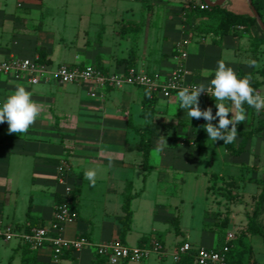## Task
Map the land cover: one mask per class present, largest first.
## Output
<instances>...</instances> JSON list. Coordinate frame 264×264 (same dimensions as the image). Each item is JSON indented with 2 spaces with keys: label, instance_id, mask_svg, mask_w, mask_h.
I'll return each instance as SVG.
<instances>
[{
  "label": "crops",
  "instance_id": "0c3cea01",
  "mask_svg": "<svg viewBox=\"0 0 264 264\" xmlns=\"http://www.w3.org/2000/svg\"><path fill=\"white\" fill-rule=\"evenodd\" d=\"M97 1L102 3L105 11L108 2L112 4L115 2V0ZM142 1L149 3V0ZM191 1L199 6L206 4L204 0H186L183 5L185 25L180 39L186 42L185 49L189 55L185 61L186 81L209 85L218 62L223 61L239 77L250 75L251 85L258 84L256 91L264 95V74L261 73L264 70V33L258 24L249 28L238 27L228 35L217 36L210 29L215 25L216 19L187 20L184 7ZM262 2L264 5V0ZM48 6L47 0H0V61L11 57H39L38 49L43 47L46 59L56 69L61 65H67L94 66L104 73H121L128 70H108V66L98 65L96 62L98 50L89 44L80 49L75 48L77 53L73 60L68 61L65 54L59 59L58 50L66 51L67 45L63 43L60 49H56L40 36L45 27ZM222 7L236 14L253 16L248 0H226ZM121 12H125L133 19L144 15L142 7L137 10L126 8ZM165 13V18L168 19L175 11L170 7L165 8ZM128 23L130 24H126L128 26L125 29L124 27L121 29L124 35H128L132 30L129 25L134 26V23L139 22ZM87 26L88 24L79 29L87 31ZM139 27L137 31L140 30ZM103 28L106 35L108 27L103 25ZM167 28L164 31L173 32L171 28ZM255 43L258 45L254 47ZM170 45L174 48L175 44ZM85 59L93 65L87 64ZM160 59L156 64L154 63L156 71L170 72L177 65L176 57L171 53L165 59ZM250 60H255L258 66L250 67L248 63ZM149 67L150 69L147 70L151 71H145L155 72L151 66ZM17 84L32 93V99L42 106V111L35 124L21 136L9 134L6 122L0 124V222L18 230L49 226L64 192V186L58 181L59 172L61 168L67 166L68 184L73 188L79 187L77 208L73 210L75 221L68 224L63 233L67 239L86 237L95 244L120 240L127 246H149L153 240H158L165 247L166 254L163 257L152 255L139 262L121 264H166L169 257L173 256L175 250L184 242H189L194 247L214 249L216 234L204 229V225L215 223V219L212 223L207 216L211 211L222 213V218L225 214L228 215L229 233H236L238 236L246 230L247 216L255 209L264 181V128L260 130L264 127V111L257 114L254 109L244 105L247 119L237 124L236 142H241V133L253 131L254 135L248 140L247 151L235 158L224 148L226 155L223 156L222 171L203 173L208 180L212 174L226 179L237 178L239 181L233 186L234 199H228L221 191L213 197H211L212 192L207 193L210 203L214 197L216 198V209H210L209 206L205 208L196 226L197 229L195 230L191 225L193 228L191 230L183 227L182 206L185 204L183 199L174 198L173 201L162 202L158 198L159 194L147 196L148 182L152 173L160 167L175 170L177 157L162 158V164L152 165L153 169L149 173L143 168V157L137 148L139 138L129 125L130 121L136 129L140 125L137 108L143 107V90L136 91L131 89V86H127L120 91H110L105 95V102L101 103L94 101L87 92L74 86L78 83L65 87L66 84L50 79L34 85L25 77L17 79L0 74V104L14 91ZM150 99L153 110L149 109L151 112L146 115L151 117V122L160 125L161 132L168 125L174 131L183 126L186 130L196 132L194 126L204 124L201 119L190 120L184 110L183 113L179 112V115L182 113L185 116L182 119H177L173 116L174 113H170L171 104H180L177 94L169 99L163 96L150 97ZM199 100H205L215 115L217 109L214 98L208 96ZM201 105L199 103L200 108L204 110ZM130 106L135 107L129 109ZM86 113L90 116L88 121L87 118L85 120L83 118ZM231 116L232 114L229 113V119ZM129 135H131L130 139ZM203 137L202 134L192 137L195 146H201ZM166 143L160 136L154 140L151 152L153 148L164 146ZM190 144L193 145L192 142ZM88 168L99 169L94 186L84 178V171ZM135 172H141L139 187L134 181ZM87 186L95 194L91 199L92 207L88 215L85 212V203L88 200L85 192ZM129 187L134 195L131 201L132 220L127 235L122 238L124 218L122 206ZM177 221L181 230L179 234L176 232ZM259 223L264 228V214L259 216ZM172 233L174 239L169 247L167 237ZM257 237L262 236H249V241L254 248L255 260L259 264H264L263 251L260 254L255 251L254 239ZM14 241L16 244L10 247ZM259 243L260 247L264 248L263 237ZM1 249L9 251L8 264H108L106 258L98 256L95 250L89 247L79 252L66 251L57 261L49 245L40 249H29L17 239L9 242L0 239ZM172 264H174L173 259Z\"/></svg>",
  "mask_w": 264,
  "mask_h": 264
},
{
  "label": "rangeland",
  "instance_id": "374dc122",
  "mask_svg": "<svg viewBox=\"0 0 264 264\" xmlns=\"http://www.w3.org/2000/svg\"><path fill=\"white\" fill-rule=\"evenodd\" d=\"M47 1L49 4L48 12L46 13V20L44 21L45 27L40 36L46 39L52 47H56V49H60V45L63 43L67 45L66 51L62 52L61 49L58 50L57 55L59 59L65 54V58L68 61L73 60L77 53L75 48L80 49L89 44L98 50V60L96 61L98 65L102 67L108 66V70L115 69L122 71L130 68L147 70V68L150 69L149 66L154 70V65L160 58L165 59V57L170 56V53L175 57L178 56V52L176 51L177 44L179 42H185L180 39V34H183L182 30L185 25L183 23V5L186 0H149V3L143 2L142 0H115L113 4L108 2V10L106 9V11L102 3L100 4L97 0ZM62 5L65 9H63ZM141 7L144 12L141 18L133 19L128 17L125 12H121L122 9L134 8L137 10L138 8L141 9ZM170 7L175 13H172L170 15L171 17L169 16L170 18L167 19L165 18V8L168 9ZM104 14L105 16H103ZM130 21H137L139 23H134V26L129 25V28L132 30H130L128 35L122 34V27L125 29L128 26L126 24H130L128 23ZM86 24H88L87 31L80 30ZM103 25L108 27L106 35L104 34L105 30ZM138 27L141 31H137ZM167 27L171 28L173 32L167 33V31H164ZM171 43L175 44L174 48L170 45ZM84 61L89 65H93L89 60L85 59ZM43 64L46 65V70L49 73L46 77L52 78L51 73L56 68L49 61L43 62ZM71 86L73 85H65V87ZM74 86L79 90L87 92L88 96L94 101H101V103L105 102V95L110 91H120L126 88H106L92 82H81ZM130 88L136 91H142L137 86H131ZM164 98L169 99L171 97ZM199 103L205 109L211 107L207 105L205 100H199ZM133 107L135 106H130L129 109ZM138 108L137 112L140 117H138V121L140 125L139 127H137L138 125L136 126L138 129V133L136 134L139 138V134L144 132L151 122L146 117V113L153 110V105H150L148 109H144V107ZM169 109L170 113H174L173 116L177 119L185 117L182 115L183 109H180V104H171ZM179 112H182L181 115H179ZM87 113L83 117L84 120L87 118L86 121L90 120V116H87ZM201 120L204 124L207 123L203 118ZM203 125L199 124L198 126H194L196 132H191L190 129L186 130L183 126L178 129L175 127L176 131H174L168 125L161 134V139L166 140L167 144L153 148L149 160L151 165L160 166L162 164V158L172 159L177 157L175 170L160 167V169L152 173L148 182L149 193L147 196L159 194L160 196L158 198L162 202L168 200L173 201L174 198L178 200L183 199L185 201V204L182 206L184 214L183 227L191 228V230L193 229L191 225L195 230L197 229L196 226L200 222V216L205 208L209 206L211 207L210 209H216V198L214 197L211 203L210 199L207 198V193H211L208 189L211 182L203 173L206 171L220 173L223 168V156L226 155L222 141L218 140L214 142L209 139L208 134L202 127ZM201 134L204 136L202 144L201 146H195L196 143L192 137L195 135L200 136ZM129 136L130 139L131 135ZM191 142L193 145L190 144ZM134 181L137 187L141 185V172L134 173ZM85 192L88 198L85 203V212L88 215L91 212L90 207H92L90 204L91 199L95 197V194L88 186L85 187ZM214 194L216 193L212 191L211 197ZM211 212L213 213L215 211ZM209 220L213 223V218H209ZM228 233L227 230L226 237ZM173 239L174 233L167 237L169 247ZM261 240L262 237L254 239L255 251L259 254L261 251L264 253V248L260 247L261 245L259 243ZM15 244V241L12 242L10 247H13ZM8 250L11 251V249ZM8 253L9 251H5L4 249L0 250V264L9 263L10 254ZM172 259L173 256H170L166 264H172Z\"/></svg>",
  "mask_w": 264,
  "mask_h": 264
},
{
  "label": "built area",
  "instance_id": "2783aa9c",
  "mask_svg": "<svg viewBox=\"0 0 264 264\" xmlns=\"http://www.w3.org/2000/svg\"><path fill=\"white\" fill-rule=\"evenodd\" d=\"M209 6L204 4L202 9ZM186 42L177 44L178 56L177 65L170 72L155 71L147 72L136 68H130L121 73H104L94 66L71 67L59 66L51 73L52 78L46 77L48 71L46 65L39 57L20 58L11 57L0 61V74L13 76L14 78H26L31 84H39L43 80L54 79L60 84H72L81 82H92L106 88H124L137 86L149 91L152 95L172 97L183 87H190L196 83L186 81L185 61L188 59V52L185 49ZM207 86V85H206ZM210 95L201 94L200 98ZM69 168L64 166L60 169L58 181L64 186L62 203L54 213L53 220L49 226H38L30 230H18L13 226L0 222V239L9 242L19 240L23 245L31 249H40L49 245L57 261L66 251L79 252L84 248H93L98 256L107 259L108 264H121L122 262H139L152 255L163 257L166 254L164 245L158 240H153L149 246H127L120 240H112L101 244H95L86 237L67 239L64 236L65 227L75 221L74 211L70 207L73 186L68 184ZM236 233H228L227 242L236 240ZM196 252L195 261L197 264H227V253L229 246L219 250L194 247L189 242L180 245L173 254V261L179 262L184 255Z\"/></svg>",
  "mask_w": 264,
  "mask_h": 264
},
{
  "label": "trees",
  "instance_id": "16d2710c",
  "mask_svg": "<svg viewBox=\"0 0 264 264\" xmlns=\"http://www.w3.org/2000/svg\"><path fill=\"white\" fill-rule=\"evenodd\" d=\"M253 6L256 8L258 13L261 16V19L264 23V5L262 0H251ZM185 15L187 20L192 18H209L216 19L215 25L210 28L211 32L217 36H224L232 33L238 27H251L256 26L257 21L252 15L245 14H236L225 8L221 7H208L207 9H202L201 6L196 5L194 1L188 2L184 7ZM258 43L254 44V47ZM39 59L41 62L48 61L46 59V52L43 47L38 49ZM264 74V70L261 72ZM252 87L257 90L258 84H252ZM144 91V100L142 102L144 109H148L152 105V100L150 97L155 98V95H152L149 91L144 88H141ZM149 119L151 117L147 116ZM214 124H218V118L214 120ZM130 128L138 133V130L135 126L132 125L131 121L129 122ZM264 127L260 128L262 130ZM258 132V131H257ZM162 132L160 125L151 122L146 127L145 131L139 134V143L137 148L142 154L143 157V168L149 173L152 171L153 166L149 163L150 152L153 146L155 139L161 136ZM254 135L253 131H247L241 133V142L237 143L236 140L230 144H222L226 151L235 158L240 157L243 153L247 151L248 140ZM237 178L226 179L217 174H212L210 176L211 185L209 190L214 193H219L220 191L224 193L225 197L228 199H234L233 195V186L238 183ZM79 195V187L74 186L70 207L72 210L77 208V199ZM134 198V195L131 193V188H128V193L124 196L123 200V212L124 218L122 219L123 231L122 238H124L131 225L132 220V210H131V201ZM62 203V199L59 200L58 206ZM264 214V181L262 182L261 193L257 197L255 209L251 214H248V225L246 230L242 231L232 242L226 241V232L229 226V217L225 214L222 218V213H208L207 216L215 219L214 224L204 225V229L212 231L216 234L217 245L214 247L215 250H219L225 246H229V252L227 253V264H259L255 260L254 248L249 241V236L260 235L264 239V228L259 223V216ZM176 232L179 234L181 232L178 221L176 222ZM27 245H24V247ZM31 249L29 246H27ZM196 252H191L189 255H184L179 262H174V264H197L195 261Z\"/></svg>",
  "mask_w": 264,
  "mask_h": 264
},
{
  "label": "clouds",
  "instance_id": "9594fccd",
  "mask_svg": "<svg viewBox=\"0 0 264 264\" xmlns=\"http://www.w3.org/2000/svg\"><path fill=\"white\" fill-rule=\"evenodd\" d=\"M248 63L250 67L258 66L255 60H250ZM203 93H207L216 101L215 115L211 107L204 110L200 108L199 98ZM177 99L180 102V109L185 111L190 120L203 118L207 121L202 127L209 139L214 142L222 140L224 144L236 140L237 124L247 119L245 104L257 114L264 111V95L252 87L251 76L239 77L223 61L218 62L209 85L201 83L183 87L178 91ZM41 111L42 106L32 99V93L17 84L14 91L0 104V124L6 122L9 134L21 136L35 124ZM229 113L232 114L231 119ZM217 118L218 124H213ZM98 174L99 169L88 168L84 171V178L94 186Z\"/></svg>",
  "mask_w": 264,
  "mask_h": 264
},
{
  "label": "water",
  "instance_id": "95a60500",
  "mask_svg": "<svg viewBox=\"0 0 264 264\" xmlns=\"http://www.w3.org/2000/svg\"><path fill=\"white\" fill-rule=\"evenodd\" d=\"M225 1L226 0H216V1L204 0L206 5H208L209 7H221L225 3ZM248 1H249L250 6H251L253 17L256 19L258 26L260 27V29L264 33V23L261 19L260 14L256 10V8L253 6L252 1L251 0H248Z\"/></svg>",
  "mask_w": 264,
  "mask_h": 264
}]
</instances>
